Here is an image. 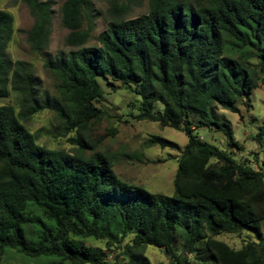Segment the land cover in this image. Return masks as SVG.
I'll list each match as a JSON object with an SVG mask.
<instances>
[{"label":"trees","instance_id":"obj_1","mask_svg":"<svg viewBox=\"0 0 264 264\" xmlns=\"http://www.w3.org/2000/svg\"><path fill=\"white\" fill-rule=\"evenodd\" d=\"M23 1L33 19L27 42L55 95L10 57L14 19L0 10V99L17 97L0 106V264H152L148 247L167 264H264V160L254 169L195 133L215 128L238 148L219 110L237 113L264 87V0H146L144 14L108 21L93 45L90 0H64L70 50L57 55L48 52L53 2ZM98 77L139 98L128 105L134 120L186 137L181 150L160 137L144 142L179 152L171 197L123 182L112 156L87 140L106 116ZM43 112L53 116L52 137L72 150L38 143L26 124ZM242 233L251 239L238 249L218 239Z\"/></svg>","mask_w":264,"mask_h":264},{"label":"rangeland","instance_id":"obj_2","mask_svg":"<svg viewBox=\"0 0 264 264\" xmlns=\"http://www.w3.org/2000/svg\"><path fill=\"white\" fill-rule=\"evenodd\" d=\"M46 1V0H42ZM53 2V18L48 52L57 55L68 52L70 49L64 44L69 33L60 24L59 8L64 0H51ZM0 10L9 12L14 19V34L9 44L8 53L14 61L28 62L42 83V90L55 95L54 82L45 72L41 55L33 52L27 42L26 32L33 25V19L23 0H1ZM147 10L146 0H90V21L92 23L91 38L87 45L95 44V36L103 31L106 23L111 20H127L144 14ZM89 27L88 21L83 22V28ZM104 93V100L98 104L106 113L103 120L90 125L86 134L87 140L106 151L113 158L114 170L119 178L130 185L138 186L151 194L171 197L173 195V178L177 169L179 152L159 147L146 148L144 142L151 137H160L176 143L183 149L187 140L184 134L171 128H161L157 123L136 121L133 119L135 111L128 108L129 103H137L139 98L120 87L119 83L106 85L102 77L97 78ZM17 104V97L0 99V106ZM238 112L231 113L220 109L233 130V141L238 146L230 147L229 139L220 131L212 128L196 129L195 133L205 142L218 149L233 153V158L246 160L254 169L264 160V87L259 85L248 97L238 103ZM163 107L156 103L154 113H162ZM194 122L192 117L191 119ZM53 116L48 112L34 116L26 125L38 138V143L49 149L72 150L68 138L54 139L51 133ZM262 130L260 142L255 141L256 135ZM115 131L114 136L110 135ZM71 137V136H68ZM252 153H257L256 155ZM264 234V228L262 229ZM229 246L238 249L243 242L251 239L246 233L240 236L223 235L218 238ZM146 256L152 264H167L168 260L163 252L148 247ZM2 264H34L14 257L3 261Z\"/></svg>","mask_w":264,"mask_h":264}]
</instances>
